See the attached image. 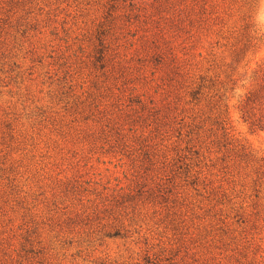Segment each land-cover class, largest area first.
Returning a JSON list of instances; mask_svg holds the SVG:
<instances>
[{
  "label": "rangeland",
  "instance_id": "obj_1",
  "mask_svg": "<svg viewBox=\"0 0 264 264\" xmlns=\"http://www.w3.org/2000/svg\"><path fill=\"white\" fill-rule=\"evenodd\" d=\"M262 67L264 0H0V264H264Z\"/></svg>",
  "mask_w": 264,
  "mask_h": 264
},
{
  "label": "trees",
  "instance_id": "obj_2",
  "mask_svg": "<svg viewBox=\"0 0 264 264\" xmlns=\"http://www.w3.org/2000/svg\"><path fill=\"white\" fill-rule=\"evenodd\" d=\"M240 109L250 126L264 129V67L254 73L253 85L244 93Z\"/></svg>",
  "mask_w": 264,
  "mask_h": 264
}]
</instances>
